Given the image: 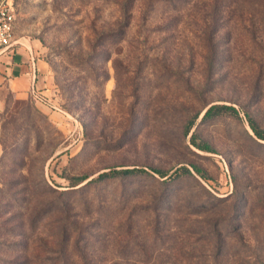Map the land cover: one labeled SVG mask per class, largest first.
Segmentation results:
<instances>
[{
  "label": "rangeland",
  "instance_id": "rangeland-1",
  "mask_svg": "<svg viewBox=\"0 0 264 264\" xmlns=\"http://www.w3.org/2000/svg\"><path fill=\"white\" fill-rule=\"evenodd\" d=\"M0 2L44 90L0 88V264H264V0Z\"/></svg>",
  "mask_w": 264,
  "mask_h": 264
},
{
  "label": "crops",
  "instance_id": "crops-1",
  "mask_svg": "<svg viewBox=\"0 0 264 264\" xmlns=\"http://www.w3.org/2000/svg\"><path fill=\"white\" fill-rule=\"evenodd\" d=\"M28 48L30 47L20 41L19 45L0 55V88L34 97V88L37 93L44 92L40 90L43 88L40 78L42 62L34 58L33 64Z\"/></svg>",
  "mask_w": 264,
  "mask_h": 264
},
{
  "label": "trees",
  "instance_id": "trees-1",
  "mask_svg": "<svg viewBox=\"0 0 264 264\" xmlns=\"http://www.w3.org/2000/svg\"><path fill=\"white\" fill-rule=\"evenodd\" d=\"M34 58L36 59L35 56H34ZM224 110L236 111L233 106L224 105V104H217L216 103V104L210 105L207 108V110L204 112V114L202 116V119H206L208 117H213L214 115H217V114L221 113ZM193 124H194V122H190V124L187 127V132L192 128ZM253 129H254V132H255L256 136L259 139L264 140V134L258 132L254 127H253ZM191 142H192V144H194L196 147H198L201 150L211 151V148L207 144H200V143L196 142L194 140V138L191 139ZM192 167H193V169H194V171L196 173H198L200 175H203V174H201L202 170L198 166L192 165ZM179 169L182 170V171H186V172L190 173V170H188V168L185 167V166H181ZM142 172H146L145 169L144 168H138V167L126 168V169H123V170H110L109 172L100 173L98 175V178H104V177H107V176H110V175H115V174H118V173L135 174V173H142ZM157 172H159V171H157ZM159 173L161 174V176H165V173H163V172H159ZM87 177L88 176H86V175L79 176V177H74V178H72V180L70 182L71 183L70 185H72V186L78 185L81 182H83L84 180H86ZM91 180H89V181H91Z\"/></svg>",
  "mask_w": 264,
  "mask_h": 264
},
{
  "label": "built area",
  "instance_id": "built-area-1",
  "mask_svg": "<svg viewBox=\"0 0 264 264\" xmlns=\"http://www.w3.org/2000/svg\"><path fill=\"white\" fill-rule=\"evenodd\" d=\"M14 19L15 14L11 9L10 4H3V2H0V55L20 44V41L15 38L12 33ZM28 50L30 53L31 60L34 64L35 59L32 54V51L30 48H28ZM36 91L37 90H35L34 88V97L39 98V100H44Z\"/></svg>",
  "mask_w": 264,
  "mask_h": 264
}]
</instances>
